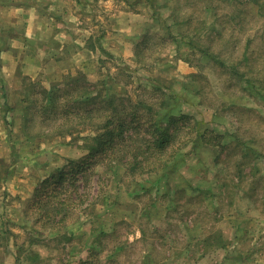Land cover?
<instances>
[{"label":"rangeland","instance_id":"rangeland-1","mask_svg":"<svg viewBox=\"0 0 264 264\" xmlns=\"http://www.w3.org/2000/svg\"><path fill=\"white\" fill-rule=\"evenodd\" d=\"M61 1L79 22L62 21L79 32L77 64L25 78L13 113H0V264H264V0ZM78 73L107 96L157 87L143 94L163 100V124L189 114L222 145L195 138L137 176L98 162L78 174L84 200L58 230L63 211L48 193L60 184L44 180L89 153L90 125L60 114L73 109L64 83ZM42 87L67 91L53 112Z\"/></svg>","mask_w":264,"mask_h":264},{"label":"trees","instance_id":"trees-1","mask_svg":"<svg viewBox=\"0 0 264 264\" xmlns=\"http://www.w3.org/2000/svg\"><path fill=\"white\" fill-rule=\"evenodd\" d=\"M66 79L68 81L64 83V87L72 90V101L69 99L66 101L74 103L72 106L74 110L63 107L60 114L64 115V118L70 116L76 118L81 125L87 122L86 125H90L91 132L84 138L85 141H89L88 155L78 160H69L66 166L44 180L47 187L60 184V187L53 189V193H48V197L56 199L55 204L58 206L56 209L63 211L56 221V225L60 223L58 230L67 226L65 224L67 214L75 208L78 203L77 198L80 199L79 202L84 200L83 192H79L76 185L79 181L78 174H82L80 178L82 179L87 176L85 172L90 170L91 175L93 172L91 170L98 162L107 160L119 163L124 167L126 175L137 176L144 173H158L171 159L176 158L181 150L190 149L189 144L195 138L203 145H222L220 133L212 129L199 131L196 129L198 122L193 121V117L189 114L168 115L163 124L162 117H159L164 107L163 100L157 101L144 95L156 92L163 94L157 87L149 90L138 86L139 92H142L139 93L141 96L133 100L130 95L125 98L115 94L103 95L100 88L80 73L68 74ZM64 87L56 88L52 92L42 87V98L47 99L49 105H41V107L49 109L50 112L55 111L54 108L57 106L55 101L61 94L67 95ZM66 101L63 103L64 106L67 104ZM88 103L92 106L89 107ZM191 132L194 133L190 135ZM70 188L76 194L73 199L58 196L59 193L66 192ZM95 200H91L90 204L95 203ZM51 203L53 202L49 200L42 206ZM223 246L224 244L221 245ZM90 252L92 254L91 250ZM81 263L98 264L90 260Z\"/></svg>","mask_w":264,"mask_h":264},{"label":"crops","instance_id":"crops-1","mask_svg":"<svg viewBox=\"0 0 264 264\" xmlns=\"http://www.w3.org/2000/svg\"><path fill=\"white\" fill-rule=\"evenodd\" d=\"M64 15H70L78 27L72 8L61 0H0V106L7 110L0 108V113L6 114L4 118L16 108L11 99L21 98L25 78L50 80L77 64L79 32L62 23ZM68 48L71 55H65Z\"/></svg>","mask_w":264,"mask_h":264}]
</instances>
